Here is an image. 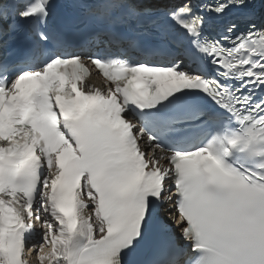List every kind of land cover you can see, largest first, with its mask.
<instances>
[{"label":"snow or ice","instance_id":"obj_1","mask_svg":"<svg viewBox=\"0 0 264 264\" xmlns=\"http://www.w3.org/2000/svg\"><path fill=\"white\" fill-rule=\"evenodd\" d=\"M28 255L264 264L254 0H0V264Z\"/></svg>","mask_w":264,"mask_h":264},{"label":"rangeland","instance_id":"obj_2","mask_svg":"<svg viewBox=\"0 0 264 264\" xmlns=\"http://www.w3.org/2000/svg\"><path fill=\"white\" fill-rule=\"evenodd\" d=\"M38 242V240L36 239V240H34V244L35 243H37ZM27 259L30 261V262H32V264H36V261H35V257H34V255H28V257H27Z\"/></svg>","mask_w":264,"mask_h":264}]
</instances>
